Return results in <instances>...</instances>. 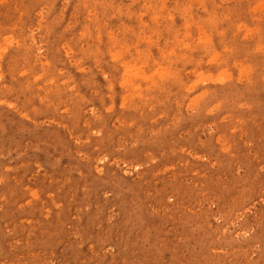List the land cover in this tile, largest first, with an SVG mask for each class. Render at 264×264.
<instances>
[{"label":"rangeland","instance_id":"obj_1","mask_svg":"<svg viewBox=\"0 0 264 264\" xmlns=\"http://www.w3.org/2000/svg\"><path fill=\"white\" fill-rule=\"evenodd\" d=\"M263 75L264 0H0V264H264Z\"/></svg>","mask_w":264,"mask_h":264},{"label":"bare ground","instance_id":"obj_2","mask_svg":"<svg viewBox=\"0 0 264 264\" xmlns=\"http://www.w3.org/2000/svg\"><path fill=\"white\" fill-rule=\"evenodd\" d=\"M233 35V34H232ZM222 39V38H221ZM224 39V38H223ZM225 40V39H224ZM228 41V40H227ZM233 41V40H232ZM225 44V43H224ZM221 50V49H220ZM232 53V52H231ZM236 53V52H235ZM190 54V53H189ZM166 56V55H165ZM235 56V55H234ZM192 57V56H191ZM128 58V57H127ZM137 58V57H136ZM229 58V57H228ZM134 59V58H133ZM133 59H131V60H133ZM187 59H189L188 58V56H187ZM191 59V58H190ZM129 60V59H128ZM136 60V59H135ZM134 60V61H135ZM138 60V59H137ZM147 60V59H146ZM146 60H144L143 59V62L145 61L146 62ZM168 60V59H167ZM251 60V59H250ZM141 61V60H140ZM187 61V60H186ZM199 61V60H198ZM226 61H227V59H226ZM226 61H224V62H226ZM128 62H130V61H128ZM169 62V61H168ZM195 62V61H194ZM165 63V62H164ZM186 63H188V62H186ZM227 64L225 63V66H226ZM223 67V66H222ZM164 68H166V67H164ZM248 69V68H247ZM223 71H225V70H223ZM225 73V72H224ZM167 75V73L165 74V76ZM172 75V74H171ZM244 76V75H243ZM264 76V75H263ZM162 77V76H161ZM165 78V77H164ZM205 78V77H204ZM258 78V77H257ZM202 79V78H201ZM238 79V78H237ZM256 80V79H255ZM229 81V80H228ZM145 82V81H144ZM183 82V81H182ZM253 82V81H252ZM137 83V82H136ZM196 83V82H195ZM249 83V82H248ZM139 84V83H138ZM245 84V83H244ZM190 85V84H189ZM197 85V84H196ZM228 85V84H227ZM180 86H181V84H180ZM185 86V85H184ZM128 87V86H127ZM154 87V86H153ZM150 89V88H149ZM149 89H147V90H149ZM182 89V88H181ZM151 90H153V89H151ZM230 90V89H229ZM163 91V90H162ZM246 91H248V90H246ZM150 92V91H149ZM160 92V91H159ZM224 92H226V91H224ZM239 92V91H238ZM166 93V92H165ZM206 93V92H205ZM240 93V92H239ZM238 93V94H239ZM152 94V93H151ZM160 94H162V93H160ZM182 94H183V92H182ZM204 94V93H203ZM212 94V93H211ZM215 94V93H214ZM220 94V93H219ZM218 94V95H219ZM250 94V93H249ZM127 95V94H126ZM164 95V94H163ZM167 95V94H166ZM176 95V94H175ZM208 95H210L209 93H208ZM151 96H153V95H151ZM211 96V95H210ZM212 96H213V94H212ZM237 96V95H236ZM158 97V96H157ZM156 97V98H157ZM164 97V96H163ZM166 97V96H165ZM172 97V96H171ZM184 97V96H183ZM187 97V96H186ZM203 97V96H202ZM205 97V96H204ZM222 97V96H221ZM220 97V98H221ZM147 98V97H146ZM151 98H154V97H151ZM219 98V97H218ZM225 98V97H224ZM139 99V98H138ZM141 99V98H140ZM143 99V98H142ZM155 99V98H154ZM161 99H162V97H161ZM178 99V98H177ZM227 99V98H226ZM225 99V100H226ZM134 100H136V99H134ZM150 100V99H149ZM152 100V99H151ZM159 100V99H158ZM158 100H156V101H158ZM215 99H213V101H214ZM228 100V99H227ZM169 101V100H168ZM182 101V100H181ZM196 101V100H195ZM209 101V100H208ZM231 101V100H230ZM233 101V100H232ZM155 102V101H154ZM144 103V102H143ZM163 103H165V100H164V102ZM156 104V103H155ZM192 104V103H191ZM207 104V103H206ZM219 104V103H218ZM217 104V105H218ZM221 104V103H220ZM229 104H230V102H229ZM229 104H228V106H229ZM236 104V103H235ZM154 105V104H153ZM152 105V106H153ZM222 105V104H221ZM154 106H156V105H154ZM158 106V105H157ZM164 106V105H163ZM246 106V105H245ZM144 107V106H143ZM148 107V106H147ZM198 107V106H197ZM137 108H139V107H137ZM137 108H136V111H137ZM150 108V107H149ZM160 108H161V106H160ZM164 108V107H163ZM220 108V107H219ZM131 109V108H130ZM142 109V108H141ZM162 109V108H161ZM165 109H167V108H165ZM174 109H175V107H174ZM151 110H153V109H151ZM164 110V109H163ZM170 110V109H169ZM181 110V109H180ZM225 110H227V109H225ZM150 111V110H149ZM161 111V110H160ZM175 111V110H174ZM145 112V111H144ZM143 112V114L145 115V113ZM153 112V111H152ZM165 112V111H164ZM219 112V111H218ZM175 114V113H174ZM140 115V114H139ZM183 115V114H182ZM176 116V115H175ZM137 117V116H136ZM139 117V116H138ZM144 117V116H143ZM179 117V116H178ZM180 118V117H179ZM144 119V118H143ZM192 120V119H191ZM199 121V120H198ZM166 122V121H165ZM169 122V121H168ZM222 123V122H221ZM167 124V123H166ZM202 125V124H201ZM253 125V124H252ZM138 126V125H137ZM142 126V125H141ZM162 126V125H161ZM155 130V129H154ZM141 133V132H140ZM160 133V132H159ZM137 135H138V133H136ZM150 135V134H149ZM138 139V138H137ZM156 139V138H155ZM157 140V139H156ZM165 140V139H164ZM144 141V140H143ZM154 141V140H153ZM161 142V141H160ZM159 142V143H160ZM167 142V141H166ZM153 143H155V142H153ZM153 143H150L149 142V145L150 144H152L153 145ZM158 143V142H157ZM146 144H148V143H146ZM145 144V145H146ZM156 145V144H155ZM159 147H160V145H159ZM211 147V146H210ZM104 148V147H103ZM169 151V150H168ZM107 152V151H106ZM182 152V151H181ZM94 156V155H93ZM93 158V157H92ZM97 158V157H96ZM105 158V157H104ZM135 158V157H134ZM94 159V158H93ZM136 159V158H135ZM118 161V160H117ZM129 163H130V161H129ZM145 172V171H144ZM180 198V197H179ZM236 204V203H235ZM225 220V219H224Z\"/></svg>","mask_w":264,"mask_h":264}]
</instances>
